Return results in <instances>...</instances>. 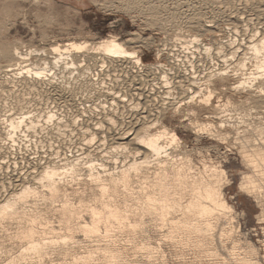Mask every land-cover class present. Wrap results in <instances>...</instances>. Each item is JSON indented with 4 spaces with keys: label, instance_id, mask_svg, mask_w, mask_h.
I'll return each mask as SVG.
<instances>
[{
    "label": "bare ground",
    "instance_id": "obj_1",
    "mask_svg": "<svg viewBox=\"0 0 264 264\" xmlns=\"http://www.w3.org/2000/svg\"><path fill=\"white\" fill-rule=\"evenodd\" d=\"M259 3L245 34L218 44L179 34L154 62L134 49L148 41L115 35L57 42L41 64L30 62L36 50L0 52V264H264L253 242L232 237L230 182L215 151L217 142L237 150L239 189L264 207L263 110L237 123L230 107L219 112L244 92L264 108ZM196 16L186 24L208 30ZM22 89L29 103L16 112ZM201 105L219 109L200 118ZM181 114L187 137L172 125ZM69 132L79 141L68 143ZM205 137L214 145L200 147Z\"/></svg>",
    "mask_w": 264,
    "mask_h": 264
},
{
    "label": "rangeland",
    "instance_id": "obj_2",
    "mask_svg": "<svg viewBox=\"0 0 264 264\" xmlns=\"http://www.w3.org/2000/svg\"><path fill=\"white\" fill-rule=\"evenodd\" d=\"M188 1L189 3L191 2L190 5L187 3ZM197 1L198 3H195ZM200 1L201 0H0V52L13 50L15 47L19 49L22 48L24 51L25 49L36 50L34 55L31 56L32 59H30V62L38 61L40 62L39 64H41V56L39 53L49 51L57 42H67L71 39L77 41L88 40L89 42L96 43L104 37L115 35L123 41L136 37L140 40L148 41L149 43H142L141 46L135 45L138 47L134 49L140 51L145 62H154L156 61V53L159 45L170 37L177 40L176 37L179 36V34H184L186 36L191 33L194 35H202L203 38L202 36L201 38L205 43L217 44L229 40L230 35L234 34V31H241L245 34V28L247 29L250 25H254L255 27V25H257L255 23L258 22L257 20H253L254 18H252V21H249L250 18L248 16L252 14L249 9L260 5L259 2L264 4V0ZM208 3L209 7H207ZM193 4L194 7H191ZM195 4H199L198 7ZM236 10L239 16L229 17L230 14L234 15ZM198 13L200 16H196ZM187 14L196 16L197 18L195 19L199 17L198 21H202L201 24L209 29L203 30L200 27H189L186 24L187 16H189ZM230 18L234 19L231 21L229 20ZM189 29L194 31L191 32ZM129 47L133 48L134 46ZM72 71L73 70H69L67 73L71 74ZM227 86L229 87V85ZM16 92L13 96L12 107L14 108L13 110L17 112L22 105L29 103V92L25 89L18 90L17 94ZM94 93L95 91H92V94ZM228 93L232 94L229 90ZM244 93L232 94L230 106H223L224 100V102L222 101L223 104L220 103V106L222 104L220 109L218 108L219 106L214 107L215 109L210 107L214 110L210 108L205 109L208 107H203L202 105L198 106L200 108H197V111H201L202 113L200 112V114L198 112L197 114H200L199 117L203 118L206 115L205 112L218 111V109L220 112L224 107H230L229 109H231V113L233 112L234 116L232 121L235 123L239 121L249 122L250 119V122H253V120L257 121V116H260L262 113V115H264L263 104L258 99L252 97L248 98L247 93H245L246 95ZM238 94H242L243 96L241 97V95ZM38 95H40V92ZM234 95L236 99H234ZM92 100L96 103L101 101L98 96H93ZM218 104L219 102L216 100L214 105ZM253 109H255V111ZM183 115L184 114L180 115V117H182L181 119H175L172 125L178 127L181 137H187V135L191 133L180 125V121L186 118V116ZM246 117L250 118L247 119ZM34 119L36 122L39 120V117L35 116ZM244 124L247 125L244 122L240 123L242 127L241 130L245 127ZM230 128V134L234 135L235 129ZM73 133L74 132L68 133V143L71 140L70 143L77 142L79 139L80 135ZM75 137L76 140L74 139ZM40 139L42 140L41 136ZM230 141H234L232 136ZM212 145L214 144L211 143V140L207 137L200 143V147ZM216 146L215 151L218 155L217 157H219L222 163L224 162L223 165L227 173H230V175H228L230 184L226 187V193L229 202L233 205V223L237 227L232 233V237L240 240L241 244L244 246L250 241L253 242L261 253L260 259L263 261L264 221L261 219V215H264V207L260 205L258 199L246 195L239 189L241 174L245 171V167L242 165L237 150L232 149L231 151L227 143L217 142ZM226 155L228 157L224 158ZM5 223L8 225V222ZM54 259L56 262L58 257H54Z\"/></svg>",
    "mask_w": 264,
    "mask_h": 264
},
{
    "label": "snow or ice",
    "instance_id": "obj_3",
    "mask_svg": "<svg viewBox=\"0 0 264 264\" xmlns=\"http://www.w3.org/2000/svg\"><path fill=\"white\" fill-rule=\"evenodd\" d=\"M221 175H222L223 177H226L227 175H230V173H223V172H222ZM222 182L226 184L228 181H227L226 179H224Z\"/></svg>",
    "mask_w": 264,
    "mask_h": 264
}]
</instances>
